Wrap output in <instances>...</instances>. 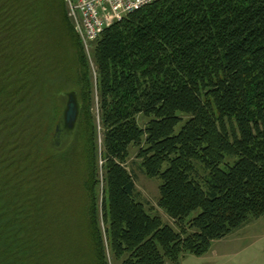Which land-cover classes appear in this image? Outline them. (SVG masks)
I'll return each instance as SVG.
<instances>
[{
	"label": "trees",
	"instance_id": "trees-1",
	"mask_svg": "<svg viewBox=\"0 0 264 264\" xmlns=\"http://www.w3.org/2000/svg\"><path fill=\"white\" fill-rule=\"evenodd\" d=\"M66 48L79 64L69 92ZM90 53L95 84L64 0H0V264H181L264 215V0H156ZM81 129L85 239L61 191ZM131 146L174 225L139 200Z\"/></svg>",
	"mask_w": 264,
	"mask_h": 264
},
{
	"label": "rangeland",
	"instance_id": "rangeland-1",
	"mask_svg": "<svg viewBox=\"0 0 264 264\" xmlns=\"http://www.w3.org/2000/svg\"><path fill=\"white\" fill-rule=\"evenodd\" d=\"M52 19L53 17L50 15L44 23L47 24L54 35H56L58 33L59 22L55 24L56 22L53 23L54 20ZM91 50L92 49H90V51ZM59 57L60 67L57 72L61 83L65 86V90L69 92L74 88H77V85L74 83L76 82V77L78 76V57L73 48H66V50H62L59 52ZM91 66L93 72L91 70L90 71L95 84L96 72L93 61H91ZM47 91L48 90L46 89L45 93ZM97 101L98 98L96 97L95 90V102L92 107V112L96 119L98 141L101 145L103 139V128L99 121L100 116H98L99 112L97 108ZM139 120L140 124L144 125L146 119L140 117ZM79 135L81 138L79 142L77 141L75 143L77 146L74 151L75 153L71 152L65 154L68 157L65 167L69 166V170H66L68 172L64 175L66 179L62 178L61 180V191L63 189V192H67L64 195L65 199L66 201H69L73 207V210L69 214L70 217H67V219L71 220V222L77 226L76 230L78 238L85 239L88 233V200L85 196L83 184L85 178V166L81 157L78 159L80 163L78 161L75 163L76 157L80 154V150L78 148H81V146L79 143H83V137L85 136L82 129L80 130ZM67 144V142L64 143V146L66 147ZM65 147H62V149ZM126 166L136 179V185L139 191V200H141L154 214L159 215L165 223L174 225L172 218L159 206V188L162 183L161 179L150 178L144 174L140 167V160L137 158V148L134 146H131V156ZM260 236L262 235H260V231L257 230L256 233L250 236L245 235L242 239H237L236 236H230V238L225 240H216L214 241L211 249L203 256H196L190 253L185 254L181 264H264V238H260ZM111 264H120V262L115 263L114 261H111Z\"/></svg>",
	"mask_w": 264,
	"mask_h": 264
},
{
	"label": "built area",
	"instance_id": "built-area-1",
	"mask_svg": "<svg viewBox=\"0 0 264 264\" xmlns=\"http://www.w3.org/2000/svg\"><path fill=\"white\" fill-rule=\"evenodd\" d=\"M154 1L156 0H65V3L68 16L92 61L90 49L106 28Z\"/></svg>",
	"mask_w": 264,
	"mask_h": 264
},
{
	"label": "water",
	"instance_id": "water-1",
	"mask_svg": "<svg viewBox=\"0 0 264 264\" xmlns=\"http://www.w3.org/2000/svg\"><path fill=\"white\" fill-rule=\"evenodd\" d=\"M78 116H79L78 99L75 92H70L67 94V102L64 110L62 123L67 128L74 129ZM61 124L57 126V131L61 130Z\"/></svg>",
	"mask_w": 264,
	"mask_h": 264
},
{
	"label": "crops",
	"instance_id": "crops-1",
	"mask_svg": "<svg viewBox=\"0 0 264 264\" xmlns=\"http://www.w3.org/2000/svg\"><path fill=\"white\" fill-rule=\"evenodd\" d=\"M257 230L260 231V238H264V216L257 218V219H250L246 224H244L242 227L235 230L233 233L228 235L222 240H225L227 238H230V236H236L237 239L243 238L245 235L250 236L257 232ZM263 231V232H261ZM255 236V235H254ZM253 236V237H254ZM259 238V237H258ZM253 244V243H252ZM250 244V245H252Z\"/></svg>",
	"mask_w": 264,
	"mask_h": 264
}]
</instances>
